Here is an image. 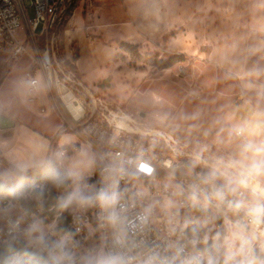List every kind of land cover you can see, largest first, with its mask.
Masks as SVG:
<instances>
[{"label": "clouds", "instance_id": "9594fccd", "mask_svg": "<svg viewBox=\"0 0 264 264\" xmlns=\"http://www.w3.org/2000/svg\"><path fill=\"white\" fill-rule=\"evenodd\" d=\"M254 31L264 37V20ZM257 37L235 57L225 56L228 76L244 81V94L252 104L250 116L235 120L229 114L215 143L226 150L210 153L198 145L191 154L189 174L204 169L187 183L173 185V195L199 211L191 233L183 242L160 249L147 248L143 235L154 214L145 203L147 191L140 181L156 168L151 149L133 154L97 153L90 145L74 155L47 150L34 155L5 153L0 167V264H264V38ZM260 59L249 64L253 57ZM29 86H38L30 81ZM163 123L166 115H155ZM190 119H196L191 117ZM193 124L189 131H198ZM227 132L226 138L221 135ZM205 136L208 135L206 131ZM43 169L45 184L25 188L29 169ZM100 172L101 186L87 178ZM125 187L121 188V182ZM132 184V188L127 185ZM133 188L136 190L133 191ZM54 197L56 216L46 223L37 215ZM165 207H174L168 200ZM99 209L92 221L87 213ZM75 231L63 227L67 216ZM178 214L169 218V235L175 234ZM102 231L99 245L85 247L76 237L91 239Z\"/></svg>", "mask_w": 264, "mask_h": 264}, {"label": "crops", "instance_id": "0c3cea01", "mask_svg": "<svg viewBox=\"0 0 264 264\" xmlns=\"http://www.w3.org/2000/svg\"><path fill=\"white\" fill-rule=\"evenodd\" d=\"M260 20H264V0H93L91 8L83 1L63 28V53L87 85L93 86L94 75L103 76V70L108 68L126 78L131 97L152 100L149 107L136 108L130 114L139 115L148 124H155L147 121L148 115L151 119L157 114L166 115L168 119L157 125L179 135L215 143L220 128L228 126L215 124L217 118L231 114L238 121L251 114L252 104L244 94V81L228 76L223 58L239 55L261 37L254 31L259 27L255 21ZM172 32L175 35L171 36ZM119 42L138 46L142 55L157 52L161 58L183 55L185 59L167 69L145 62L123 68L119 56L128 58L131 53L121 50ZM259 59L253 57L249 64ZM11 65L0 70L1 90ZM30 65L31 58L24 70ZM101 77L97 82L101 83ZM26 89L27 86L24 90L18 87L6 102L0 100V113L14 123L11 128H0V156L6 162L8 152L31 154L38 159L46 149L49 155L52 141L56 139L58 145L62 136V123L41 124L31 116V106L40 101V109H46L45 113L39 110L41 115L49 114L45 104L55 108L45 83L41 80L42 94L34 101H29ZM241 94L245 96L243 100L239 99ZM142 113L145 115L141 116ZM193 124L200 125L198 131H189ZM221 135L226 138L227 132ZM217 146L220 150L228 148ZM6 166L0 160V167Z\"/></svg>", "mask_w": 264, "mask_h": 264}, {"label": "built area", "instance_id": "2783aa9c", "mask_svg": "<svg viewBox=\"0 0 264 264\" xmlns=\"http://www.w3.org/2000/svg\"><path fill=\"white\" fill-rule=\"evenodd\" d=\"M83 1L88 8L93 6V0H30L29 5L25 0H0V53L8 54L12 62L18 61L23 55L31 58V65L25 71L24 78L30 94L29 101L37 99L42 80L62 120L60 133H72L79 139L78 143L53 146L50 156L61 151L74 155L81 144L90 145L93 152L105 154H133L142 149H151L150 154L155 158L156 168L153 173L144 174L140 181L148 193L145 203L155 204L153 217L143 235L144 245L147 248L163 249L170 244L183 242L201 213L192 209L183 198L174 196L172 186L177 183L187 184L195 178V174L204 170L202 166H197L189 174L187 165L197 146L205 144L197 142L196 138L174 135L171 130L146 128L149 124L145 121L128 114L115 100L97 95L83 81L75 65L63 53V28ZM29 10L32 11V16H29ZM21 32H26L32 51L20 39ZM180 71L183 72L182 69ZM227 80L225 77V82ZM30 81H37L38 86H29ZM191 95L200 97L196 93ZM244 98V94L239 96L241 100ZM40 112H46L44 106ZM159 142L167 148L168 156L163 157L156 148ZM214 148L215 151L220 150L210 141L209 151ZM87 181L99 188L100 172H93ZM45 183L46 180L35 185ZM127 186L132 188L131 183ZM124 187L125 183L122 181L121 188ZM56 195L53 189L52 198L46 202L42 212L33 209L46 223H50L56 216ZM168 200L174 201V207H165ZM98 211L96 208L90 209L88 219L92 221ZM171 214H178V224L173 235L168 234ZM63 227L75 231L70 216H67ZM103 235L106 234L98 231L91 239H85L86 233L82 232L76 238L85 247H89L99 245Z\"/></svg>", "mask_w": 264, "mask_h": 264}, {"label": "rangeland", "instance_id": "374dc122", "mask_svg": "<svg viewBox=\"0 0 264 264\" xmlns=\"http://www.w3.org/2000/svg\"><path fill=\"white\" fill-rule=\"evenodd\" d=\"M25 3L27 5L30 4V0H25ZM29 16H32V11L29 10ZM20 39L22 40V42L24 44L27 45V48L29 51H32V47L30 46V44L28 43L27 37H26V32H21L20 33ZM157 53V52H156ZM146 54V53H145ZM148 54V53H147ZM149 54H154L149 53ZM159 54V53H158ZM120 61V65L123 66V68L128 67V66H133L136 65L138 62L136 57L133 56L131 54V56H129L128 58H121L119 56L118 58ZM9 62L13 63L11 65V63L9 64ZM30 62V58L28 57V55H23L22 57H20V59L16 62H12L8 56V54L6 53H0V70L2 68H7L8 66L11 65L12 70L11 73L8 77V80L6 81L5 85L2 87V90L0 89V100H2L3 102H6L7 99L10 98L11 93H13V90L17 89L18 87L22 88L24 90V78H25V68L28 66ZM128 63V64H127ZM122 68V69H123ZM96 80L95 84H93V86L88 85L91 90H93L97 95L104 97L106 99H110V100H115L120 106L123 107L124 111H126L128 114H130L129 112H131V110H135L136 108L139 107H149L150 104L152 103V100L148 97L145 96H134L131 97V93L129 92V85L126 82V78L124 76H118L116 75L115 72L108 70V68H105L103 70V76H99V73H96L95 75ZM101 77L102 81L101 83L97 82V78ZM1 78V77H0ZM26 93L28 95V90L26 89ZM42 93L39 92L37 93V95H41ZM42 101H40L38 104H34L31 106V116L33 118L34 121L41 123V124H49L53 121H56L57 124L62 123V120L59 116V114L56 112L55 108H51V106L49 104H45V106L47 107V109L49 110V114L48 115H41V113L39 112L40 110V106H41ZM131 107V109L129 108ZM55 109V110H54ZM132 115V114H131ZM136 119L143 121L144 120L142 118H140L139 115H133ZM147 121H151L155 124H149L146 128L149 129H161V130H168L166 127H162L157 125V123H159L157 120L151 119L150 116H147ZM146 124H148L146 122ZM61 139L58 143V146L63 147L62 145L66 144V143H71V142H79V139L72 133H66V134H61ZM174 135L177 136H184V135H179L174 133ZM187 137V136H185ZM189 138V137H188ZM197 142H203L205 145L209 146L210 141L208 139L205 138H196L195 139ZM85 145L81 144V148L84 147ZM156 148L159 150L160 154L163 155V157L168 156V150L167 148L162 144V142L157 143ZM216 149H212L210 150V152L214 153L217 152L215 151ZM181 160H179L180 162ZM175 162V161H174ZM182 163H184L182 161ZM176 164V163H175Z\"/></svg>", "mask_w": 264, "mask_h": 264}, {"label": "trees", "instance_id": "16d2710c", "mask_svg": "<svg viewBox=\"0 0 264 264\" xmlns=\"http://www.w3.org/2000/svg\"><path fill=\"white\" fill-rule=\"evenodd\" d=\"M175 35V32L171 33V36ZM119 48L125 52H129L131 53L133 56L136 57L137 61L140 62H145L148 63L152 66L158 67V68H162V69H167L172 67L173 65L184 61L185 57L183 55H173V56H169L167 58H161L160 55L158 53H154V54H144L142 55L139 51H138V46L136 45H132L126 42H119ZM56 145V139H54L52 141V145H51V149L53 146ZM51 154V152H50ZM49 154V156H50ZM0 160L3 161L4 164L7 165V162L5 160H3L0 156ZM45 180V174H44V170L43 169H30L27 172V176L24 182V187L27 188L29 186L35 185L36 183H39L41 181Z\"/></svg>", "mask_w": 264, "mask_h": 264}, {"label": "water", "instance_id": "95a60500", "mask_svg": "<svg viewBox=\"0 0 264 264\" xmlns=\"http://www.w3.org/2000/svg\"><path fill=\"white\" fill-rule=\"evenodd\" d=\"M3 82V80L0 81V84ZM70 97L68 96V99ZM145 114L142 113L141 116H144ZM14 126V123L4 114L0 113V128L1 129H8Z\"/></svg>", "mask_w": 264, "mask_h": 264}]
</instances>
